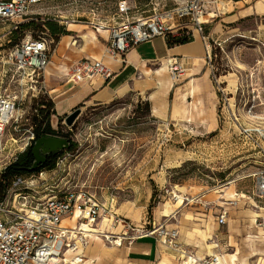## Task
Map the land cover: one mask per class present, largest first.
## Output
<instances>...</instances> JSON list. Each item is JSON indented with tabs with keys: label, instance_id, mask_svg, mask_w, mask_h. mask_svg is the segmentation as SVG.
Listing matches in <instances>:
<instances>
[{
	"label": "rangeland",
	"instance_id": "rangeland-1",
	"mask_svg": "<svg viewBox=\"0 0 264 264\" xmlns=\"http://www.w3.org/2000/svg\"><path fill=\"white\" fill-rule=\"evenodd\" d=\"M245 1L247 6L254 2ZM127 2L132 17L144 16L153 8L162 9L173 4V0ZM115 3L116 0L43 2L30 6L20 17L0 21V92L17 96V113L22 118L12 122L5 131L0 171L26 150H15L7 139H22L32 132L31 107L36 100L25 81H20L15 69L8 63L9 49L14 42L43 37L51 41L52 52L60 36L56 40L46 28V23L66 30L75 24L71 21L78 20V27L83 33H88L92 30L85 25V18L107 20L114 14ZM240 5L243 6V2ZM226 8L230 11L231 4L228 3ZM233 14L230 11L219 15L213 6L206 10L208 22L205 33H213L215 27L221 25L220 31L215 32L220 35V41H224L216 77L218 86L224 89L228 99L227 105H223L218 97L217 126L214 130H208L199 118L195 124L156 121L150 116L146 102L130 98L93 107L78 105L75 108H80L81 113L71 127L64 124L63 117L53 127L57 136L69 137L74 145L72 150L61 152L52 169L42 170L39 181L54 191H57L56 187L85 189L99 203L110 206L133 225L148 229L164 224L166 215L179 209L176 219L165 225L179 227L184 224L182 235L186 238L199 239L203 236L206 245L219 244L220 253L241 249L250 264H258L257 259L262 256L264 248L262 234L250 229L243 235L237 227L238 219L234 217L243 221L247 220L246 210L259 212L252 207V203L264 208V201L252 196V179L242 178L258 168L259 159H253L255 151L238 136L237 131V126H264V93L262 90L258 94L252 92L256 88L264 90V79L260 69L256 68V59L261 51L256 49L255 42L239 38L254 36L250 31L260 24L264 26V14L228 22L226 17ZM261 67L264 68V63ZM212 85L215 89L213 82ZM234 192L246 197L241 201L237 198L240 204L230 208L229 229L227 226L213 229L214 220L210 217L207 221L191 219L202 218L198 214L208 212L213 204L221 202L217 199H226ZM173 193L188 200L202 198L201 201H207L210 206L204 207L195 200L187 205L182 200L181 204L179 199L171 196ZM185 216L190 219H185ZM226 232L231 233L230 245L229 236L222 240L215 236ZM251 242L260 244L262 249L259 246H255L257 249L249 248ZM178 247L185 251L190 248L186 252L194 254L191 246L178 244ZM204 255H209V252L205 251ZM66 256L71 257L70 254Z\"/></svg>",
	"mask_w": 264,
	"mask_h": 264
},
{
	"label": "built area",
	"instance_id": "built-area-1",
	"mask_svg": "<svg viewBox=\"0 0 264 264\" xmlns=\"http://www.w3.org/2000/svg\"><path fill=\"white\" fill-rule=\"evenodd\" d=\"M64 0H0V21L20 17L27 9L43 2ZM244 0H173L171 7L164 10L153 8L144 16L132 17L127 0H116L114 14L107 20L92 18L90 25L97 29L109 31L105 55L111 59L121 57L133 47L156 37H166L171 32L185 31L186 35L193 32L198 36L203 50L205 68L209 73L216 92L223 105H227L224 89L217 84V63L221 60L224 42L212 41L205 34L207 24V6H213L218 14L228 12L227 8ZM239 38L255 42L260 50L256 59V68L260 69L264 79V41L257 35ZM51 41L43 37L27 38L19 42L7 55L8 63L15 69L20 81L28 85L32 97L37 99L44 92V69L48 63ZM167 70L173 83L181 82L186 74V67L176 60L167 62ZM111 72L100 61L79 60L70 70V79L80 82L95 76L109 78ZM14 78V73L12 75ZM18 82V80L16 79ZM263 91L256 88L252 92ZM16 95L0 92V155L5 150L3 144L5 131L12 122L21 121L18 115ZM17 124V123H15ZM238 136L255 151L253 159H259V166L254 172L243 176L253 179L252 196L257 200L264 199V126L249 124L237 126ZM34 139L33 132L22 139L8 138L15 150H24ZM4 169V168H3ZM2 169V170H3ZM1 172V171H0ZM42 173L30 177L13 178L0 197V264H83L84 259L74 254L78 247L86 246V236L101 237L107 244L120 246L122 242L131 245L134 241L152 237L156 242L174 248L177 247L178 230H166L163 225L148 229L125 221L110 206L99 201L82 188H57L49 190L44 182L39 181ZM42 180V179H41ZM47 191V192H46ZM236 194V198H244ZM192 200V199H191ZM236 200L223 201V204L235 206ZM206 207V205H202ZM75 218L73 226H63L64 218ZM123 223L120 233L112 234L108 228ZM225 223V212L217 217V224ZM103 224L104 232L98 228ZM264 225V218L256 222L257 227ZM70 254L68 258L66 255ZM180 264H240L237 258L226 255L197 258L182 251Z\"/></svg>",
	"mask_w": 264,
	"mask_h": 264
},
{
	"label": "crops",
	"instance_id": "crops-1",
	"mask_svg": "<svg viewBox=\"0 0 264 264\" xmlns=\"http://www.w3.org/2000/svg\"><path fill=\"white\" fill-rule=\"evenodd\" d=\"M241 2H243V6L240 5L238 7L236 4L232 6L230 11H233L234 14L226 17L228 22L238 21L251 15L264 14V0H254L248 6L245 0L239 3ZM210 7L211 5L207 6V9ZM85 19V25L90 27L92 31L83 33L78 27V20L71 21L75 24L67 27L65 31L68 34L60 36L57 40L54 50L49 53L48 63L44 69V92L46 97L52 101L55 111V115L50 117L52 129L58 118L64 117L78 105L93 107L107 104L117 99L130 98L146 102L150 116L156 121L195 124L199 118L202 119L203 125L208 130H214L217 126L218 94L205 68L202 44L194 32L191 34L192 41L186 44L168 46L167 36L156 37L133 47L121 57L111 59L105 55L109 31L95 28L90 25L88 17ZM205 26L206 24L204 25V30ZM220 29L221 25H218L213 33L205 34L210 40L215 38L214 41H220V35L215 33L220 31ZM181 33L173 31L169 35L178 36ZM214 34L215 36H213ZM250 34L257 35L260 40L264 41V26L260 24L257 29L251 30ZM79 60L100 61L111 72L110 77L104 79L95 76L80 82L72 81L68 74H70L73 65ZM169 60H176L187 69L184 79L179 83H173L170 78L167 70V62ZM181 96L184 101H180ZM236 194L234 192L228 195L226 199L224 197L217 199L221 202L217 205L213 204L208 212L198 214L202 215V218L191 217V219H194V221H207V218L210 217L214 220L213 224L215 226H213V229L214 227L226 226L229 229L230 226L227 225V222L229 213H231L230 208L236 207L246 197H240V201H238L235 198ZM191 199L184 198L186 205L192 204L190 202L195 200L199 204L202 203L201 205L210 206L207 201L202 200V202V198ZM232 199L237 202L235 206L223 204V201ZM260 201H264V199ZM201 209L205 211L204 208ZM222 210L225 212V223L218 225L217 217ZM178 212L179 209H175L166 215L164 222L175 220ZM259 213L260 217L264 218V211L259 210ZM260 217L255 219L254 227L247 229L246 232H244L243 226L247 220L238 221L240 220L239 217L235 216L234 218L238 219L236 221L238 223L237 227L243 235H246L250 229H255L262 234L261 239L264 240V225L261 227L256 226V222L259 221ZM122 218L125 221H129L124 217ZM184 218L190 219L188 216ZM72 220L73 218L66 217L62 221V225L66 227L73 226L76 223V219L73 224L70 223ZM64 221L67 222L64 223ZM184 222L187 221L185 220ZM165 223L161 225L166 230L171 228L178 230L177 244H181L183 247H193L194 254L192 255L195 257L220 256L222 259H226V255L235 254L240 264H242L240 257L245 255L242 254L241 249H235L230 253H220V245H206L203 236H200L199 239H190L183 236L182 233L185 231L184 224L179 226L180 229H178L179 227L174 224L171 226L169 224L165 225ZM123 225L124 222H121L113 228H108V232L118 234L121 232ZM215 236L219 240L229 236L228 244L230 245L231 233H217ZM85 240L86 246L84 248L78 247L74 252V254L83 257V264H180L179 261L183 258L181 253L185 251L181 250L182 248H179L178 245L171 248L161 242H156L152 237L138 239L131 245L122 242L120 246L107 244L101 237L97 236H86ZM248 246L251 249L259 246V249H262L260 244H253V242ZM189 250L190 248L186 251ZM262 250V256L257 259L260 264H264V248ZM205 251H208L209 255H204Z\"/></svg>",
	"mask_w": 264,
	"mask_h": 264
},
{
	"label": "trees",
	"instance_id": "trees-1",
	"mask_svg": "<svg viewBox=\"0 0 264 264\" xmlns=\"http://www.w3.org/2000/svg\"><path fill=\"white\" fill-rule=\"evenodd\" d=\"M171 6L172 5L157 10H164ZM45 26L50 32V34L56 38V40H57V36L68 34V32L65 31L63 27H57L56 25H53L51 23H46ZM180 32L182 33L178 36H171L169 34L167 35L166 41L168 46L182 45L192 41L191 34L186 35L185 31H180ZM18 43L14 42V45L9 50L13 49ZM31 110L33 114L30 121H31L34 139L31 142L30 146H28L23 153L19 154L13 162L5 166L4 169L0 172V197L5 193V190L8 188L13 178L17 176L30 177L41 173L42 170H50L53 168L56 159L62 154V153L56 154L53 157V159H51L47 164L40 166L34 172L27 171V169L31 166L30 148L33 142L42 136L49 135V136L59 137L57 136L58 135L57 131L52 129L50 125V117L52 115H55V111L52 101L50 99H47L46 95L39 96L32 104ZM61 121H62L61 117L57 119V122H61ZM60 138L67 139L68 141L71 142L68 136H62ZM71 144L73 147L74 145L72 142ZM72 147H70L69 150H72L71 149Z\"/></svg>",
	"mask_w": 264,
	"mask_h": 264
},
{
	"label": "water",
	"instance_id": "water-1",
	"mask_svg": "<svg viewBox=\"0 0 264 264\" xmlns=\"http://www.w3.org/2000/svg\"><path fill=\"white\" fill-rule=\"evenodd\" d=\"M81 113L80 108L73 109L64 116L63 122L67 127H71ZM71 142L67 139L55 136H42L35 140L30 148L33 156V163L27 169L34 172L39 164L45 161V157L51 154L61 153L70 149Z\"/></svg>",
	"mask_w": 264,
	"mask_h": 264
},
{
	"label": "bare ground",
	"instance_id": "bare-ground-1",
	"mask_svg": "<svg viewBox=\"0 0 264 264\" xmlns=\"http://www.w3.org/2000/svg\"><path fill=\"white\" fill-rule=\"evenodd\" d=\"M236 6L239 7V6H240V3H237ZM225 9H226V6L222 7V10H225ZM176 98H177V97H176ZM183 99H184V98L181 96V100H180V101H184ZM171 196H172L173 198H175V199H179V200H180V203L182 204V200H184V198H181L182 195H179V194L173 193V194H171ZM242 197H244V196H242ZM252 207H254V208H256V209H259L260 211H264V208H261V209H260V208H259L258 206H256L254 203H252ZM245 213H246V217H247V222H245V223H244V226H243L244 232H246L247 229H249V228H253V227H254V226H253V223H254L255 219L258 218V217H260V215H259L260 213H259V212H253V211H251V210H246ZM74 220H75V218H73V220L70 221V223L73 224V223H74ZM66 222H67V221H64V223H66ZM98 228H99V230L101 231V233L104 232L105 227H104L103 224L98 225ZM251 247H252V246H251ZM262 252H263V250H262ZM230 255H231V257L237 258V256H236L235 254H230ZM240 260L242 261V264H250V263H249V259H248L246 256H242V257H240ZM185 264H190V263L187 262V263H185Z\"/></svg>",
	"mask_w": 264,
	"mask_h": 264
},
{
	"label": "flooded vegetation",
	"instance_id": "flooded-vegetation-1",
	"mask_svg": "<svg viewBox=\"0 0 264 264\" xmlns=\"http://www.w3.org/2000/svg\"><path fill=\"white\" fill-rule=\"evenodd\" d=\"M70 147H72V144H71ZM56 154H59V153H56ZM56 154H51V155L46 156V157H45V161H44L42 164H39V165L37 166L36 169H38L40 166H43V165L47 164L51 159H53V157H54ZM32 163H33V156L31 155V163H30V165H31Z\"/></svg>",
	"mask_w": 264,
	"mask_h": 264
}]
</instances>
